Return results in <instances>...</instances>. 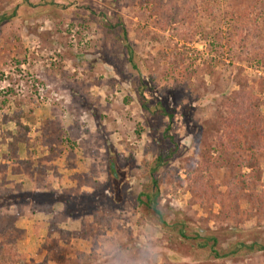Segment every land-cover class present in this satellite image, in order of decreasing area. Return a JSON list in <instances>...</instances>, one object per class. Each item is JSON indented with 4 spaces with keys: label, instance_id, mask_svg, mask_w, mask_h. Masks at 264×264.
<instances>
[{
    "label": "rangeland",
    "instance_id": "374dc122",
    "mask_svg": "<svg viewBox=\"0 0 264 264\" xmlns=\"http://www.w3.org/2000/svg\"><path fill=\"white\" fill-rule=\"evenodd\" d=\"M157 1L0 0V14L16 11L0 27V210L14 216L8 235L25 264H179L164 251L178 256V240L165 239L136 201L163 150L171 154L156 169V200L167 220L190 221L205 229L200 236L217 231L219 247L237 253L222 264H264V204L230 199L231 169L221 162L226 145L250 155L251 140L264 142V33L254 39L252 23L259 13L264 24L260 0L219 1L222 37L210 51L200 34L188 39L165 24L171 11ZM119 17L127 40L104 38L99 20ZM174 45L186 46L187 61L170 62ZM235 76L256 97L239 124L228 109L241 88ZM20 112L26 132L15 126ZM203 123L214 126L202 131ZM6 129L25 136L17 151ZM262 148L253 188L264 201ZM247 229L257 232L253 248L242 243L254 236H238Z\"/></svg>",
    "mask_w": 264,
    "mask_h": 264
},
{
    "label": "trees",
    "instance_id": "16d2710c",
    "mask_svg": "<svg viewBox=\"0 0 264 264\" xmlns=\"http://www.w3.org/2000/svg\"><path fill=\"white\" fill-rule=\"evenodd\" d=\"M151 1V0H150ZM154 1V0H153ZM220 0H181L180 6L175 4V0H158L157 3L161 6V10L164 11V5L169 7L171 11L167 15V19L165 24L169 20L173 22L172 28L175 30H180L179 28H183L185 30V34L188 39H192V37L196 34H200L206 40V46L208 50H214L215 45H219L218 41L221 40V18H218L216 14V7L219 4ZM260 7L264 11V0H260ZM249 12H255L254 7L248 8ZM181 12L180 16H177L178 13ZM16 16V11L13 9L12 11L7 13L0 14V27L2 22L12 20L13 17ZM107 21V20H106ZM104 20H99V24L101 23L104 27L103 36L104 38L108 36V34H113L118 36L119 39L123 42L127 40V31L123 23L121 22V18L119 17L117 23H110ZM221 21V22H220ZM220 23V25H219ZM252 23L254 26L253 37L256 39L259 34L264 33V24H262L260 19V14L256 13L252 18ZM262 24L263 26H260ZM247 26L245 27V32L243 36L240 35L241 40H247V35L249 33ZM247 32V33H246ZM242 33V32H241ZM242 44V53L245 51L246 44L245 42ZM103 45V44H102ZM186 46H182L181 50L176 48V45L170 49V62H175V64L179 65V63H183L187 61L189 58L187 55ZM244 48V51H243ZM131 51V50H130ZM131 53V52H130ZM234 81L239 83L241 86L240 89L235 90L228 97V109H229V120L233 124H239L254 114L255 108V100L256 97L254 93L246 88V83L242 80H239L237 76L234 77ZM22 112L18 114V118L15 121V126L19 127L22 131H28V127L21 122ZM169 116V119L172 118V112H167L165 114ZM213 124L209 125L208 123H203L201 125L202 131L207 130L208 127L213 128ZM200 127V126H199ZM7 137L9 136L11 140L9 141V147H12L14 151L18 150L20 144L25 143V136L21 135V132L17 130L16 133L12 132V130L6 129ZM250 155L247 154V149L244 152H239L234 150V147L227 146L225 147V155L223 158L221 157V162L224 163L225 166L231 169V176L226 181V188L229 195H227L234 202L236 198H245L249 202V204L256 210L261 209V206L264 204V201L258 196L257 192L253 188V182L258 180V175L256 172L258 171V162H257V152L263 149L264 142L261 141L258 137L251 140L249 143ZM255 149V151H251ZM171 154V151L163 150L156 157L155 161L151 164L148 163L147 167L150 168L148 175L149 181L147 184H143L140 190L137 193L136 201L143 207L145 219L149 220L150 223L154 226H158L159 231L163 234V237L169 240V242L173 243L175 239L178 240L181 249H179L178 256H173L171 247H165V257L172 262H177L179 264H222L223 260L234 258L237 253L234 248L223 249L218 245V235L217 231L206 229L204 234L200 236L197 233L198 231H204L205 229L198 228L196 225L191 223L190 221H174L167 220V216L163 212L162 208L159 206L158 201L156 200L158 196L159 184L161 181L160 174L157 172V167H159L163 160ZM10 154H7L6 157H9ZM20 162V161H19ZM17 162V163H19ZM114 163L110 164V178L111 183L113 185V191L116 192L119 185L120 174ZM247 166L250 165L252 167V171L248 173H235L234 167L237 166ZM255 169V170H254ZM238 180V181H237ZM240 180V182H239ZM187 185L190 189L196 187L198 184L197 180H189ZM121 192L118 190L117 193ZM181 213V212H175ZM9 213L7 207H4L0 210V238L4 242L0 241V264H25L23 257L17 250L15 242L13 238H10L9 231H11L14 226V216ZM182 218V217H181ZM105 226V225H104ZM106 227V226H105ZM103 226H100L101 231H103ZM244 233V234H242ZM256 230L255 229H247L241 233H238L239 238L250 237L251 235L255 237L254 242L245 247L253 248L255 247L256 240ZM5 238H7L5 240ZM232 245V244H231ZM260 249H264V245H259ZM154 251V250H153ZM172 252V253H171ZM153 253V252H152ZM153 264H156L153 262Z\"/></svg>",
    "mask_w": 264,
    "mask_h": 264
}]
</instances>
